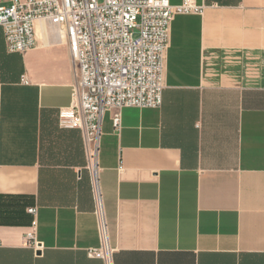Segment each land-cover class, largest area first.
I'll list each match as a JSON object with an SVG mask.
<instances>
[{
	"label": "crops",
	"instance_id": "crops-1",
	"mask_svg": "<svg viewBox=\"0 0 264 264\" xmlns=\"http://www.w3.org/2000/svg\"><path fill=\"white\" fill-rule=\"evenodd\" d=\"M196 2L202 14L172 23L162 107L124 109L120 132L116 112L103 120L115 264H264V0ZM37 36L10 53L0 27V264H104L88 255L100 236L83 135L59 122L69 44L48 24Z\"/></svg>",
	"mask_w": 264,
	"mask_h": 264
},
{
	"label": "built area",
	"instance_id": "built-area-1",
	"mask_svg": "<svg viewBox=\"0 0 264 264\" xmlns=\"http://www.w3.org/2000/svg\"><path fill=\"white\" fill-rule=\"evenodd\" d=\"M204 8L196 0L178 5L169 0H14L0 6V27L10 53L37 47L39 23L67 38L75 82L71 105L60 109L59 122L83 135L100 236V246L88 255L104 264H115L116 252L101 187L104 117L116 112L113 121L120 132L124 109L162 107L172 23L178 15L202 14ZM28 211L36 214L33 207ZM25 241L37 254L44 251L35 233H28Z\"/></svg>",
	"mask_w": 264,
	"mask_h": 264
}]
</instances>
